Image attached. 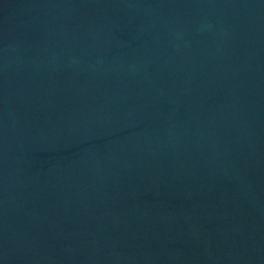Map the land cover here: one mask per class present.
<instances>
[{"label": "water", "instance_id": "water-1", "mask_svg": "<svg viewBox=\"0 0 264 264\" xmlns=\"http://www.w3.org/2000/svg\"><path fill=\"white\" fill-rule=\"evenodd\" d=\"M0 264H264V0H0Z\"/></svg>", "mask_w": 264, "mask_h": 264}]
</instances>
